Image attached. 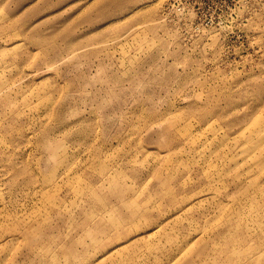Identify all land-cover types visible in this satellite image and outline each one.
Instances as JSON below:
<instances>
[{
    "label": "rangeland",
    "instance_id": "1",
    "mask_svg": "<svg viewBox=\"0 0 264 264\" xmlns=\"http://www.w3.org/2000/svg\"><path fill=\"white\" fill-rule=\"evenodd\" d=\"M0 264H264V0H0Z\"/></svg>",
    "mask_w": 264,
    "mask_h": 264
}]
</instances>
